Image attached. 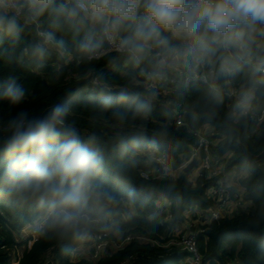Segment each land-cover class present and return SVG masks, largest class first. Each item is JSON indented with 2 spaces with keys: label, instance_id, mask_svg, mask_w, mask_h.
I'll use <instances>...</instances> for the list:
<instances>
[{
  "label": "clouds",
  "instance_id": "9594fccd",
  "mask_svg": "<svg viewBox=\"0 0 264 264\" xmlns=\"http://www.w3.org/2000/svg\"><path fill=\"white\" fill-rule=\"evenodd\" d=\"M41 17H47L51 30L39 31L17 57L23 34ZM57 32L70 37L71 47ZM5 41L8 48L0 55L10 62L19 58L42 65L57 56L56 78L67 62L91 63L106 48L117 53L110 64L123 57L134 67L146 65L151 81H165L178 67L190 75L206 68L214 80L243 74L232 118L243 121L264 107V0H0V44ZM95 75L98 87L89 98L100 113H111L113 139L125 152L139 148L146 137H124L123 129L133 116L151 113L155 88L143 96L128 87L112 91L102 72ZM26 95L16 77L0 79V102L9 111L6 119L0 117V199L27 213L24 220L37 237L87 241L116 210L126 206L131 212L137 192L130 188L122 197L112 190L102 137L95 132L82 136L69 119V102L12 114ZM223 102L217 88L202 91L196 101L209 119ZM252 170L242 163L241 172Z\"/></svg>",
  "mask_w": 264,
  "mask_h": 264
},
{
  "label": "trees",
  "instance_id": "16d2710c",
  "mask_svg": "<svg viewBox=\"0 0 264 264\" xmlns=\"http://www.w3.org/2000/svg\"><path fill=\"white\" fill-rule=\"evenodd\" d=\"M44 30H51L47 17H41L36 25L25 31L16 56L37 39L39 31ZM56 36L68 41L71 47L70 37L59 32ZM7 48V41L0 44V50ZM114 56H117L116 52L91 63L69 61L64 64L63 74L56 78L55 69L61 61L55 55L42 65L30 64L26 59L19 58L10 62L0 55V79L14 76L27 92L19 108L12 109L11 113L20 109L40 112L52 103L69 102L72 106L69 119L75 121L82 136L95 132L102 137V151L108 172L106 178L112 190L122 197L130 188L137 192L131 212L128 207H122L92 229V243H89L90 240L60 243L42 237L22 241V230L28 225L24 220L27 213L13 207L7 200L0 199V264H122L127 260L128 264H185V253L180 256L166 255L167 249L152 242L133 241L122 249L111 248L113 243L133 233L162 244L167 243L172 225L185 219L188 211L209 213L216 206L217 202L209 196L207 186L202 185L201 180L194 183L185 171L168 179H146L142 176L143 171L155 167L148 154L151 150L166 151L170 166L176 170L190 158V149L196 137L187 126L176 125L174 104L178 101L187 109L185 120L191 128L200 129L205 125L215 128L218 133L214 136L215 155L225 169L234 174L235 180L244 189L248 203L236 215L207 223V230L197 240L204 264H264V157L254 161L244 151L246 148L253 155L264 152V107L257 111L258 122L248 117L237 122L232 118L234 104L219 90L223 96V106L218 115L209 119L206 109L197 105L196 101L202 91L211 87L200 83L188 87L180 85L177 93L166 99L155 96L151 113L146 117H132L122 135L140 134L146 140L139 148L133 147L125 152L120 147V141L113 139L116 122L112 120L111 113H100L89 94L98 87L95 74L102 72L105 77L103 82L112 91L128 87L143 96L147 90L139 80L145 73L146 65L134 67L123 57L110 64L109 58ZM129 73L134 74V79H129ZM225 81L219 80L218 84L224 86ZM235 83L242 86L243 74L235 79ZM8 114V105L0 102V117L6 119ZM244 162L252 165L251 172H241ZM159 202L170 207L174 215L172 224L162 226L157 216H154ZM111 224L121 233L120 239L111 235L110 247L97 260H90L84 255L77 256L79 248L85 245L93 247L99 228ZM65 246L70 247V251H63ZM20 248H24L21 255Z\"/></svg>",
  "mask_w": 264,
  "mask_h": 264
},
{
  "label": "built area",
  "instance_id": "2783aa9c",
  "mask_svg": "<svg viewBox=\"0 0 264 264\" xmlns=\"http://www.w3.org/2000/svg\"><path fill=\"white\" fill-rule=\"evenodd\" d=\"M112 52H115V50L105 49V55ZM260 74L264 75V72ZM140 78L141 80H139V83L142 84L146 90L154 87L157 92L156 96L162 99H166L169 95L176 94L180 85L188 87L194 83H200L208 85L211 88H217L227 96L231 103L235 104L237 93L240 89V86L235 83V80H226L224 86L219 85V80L212 79L208 70L203 67L191 75L183 67H178L169 74V77L165 81H151L145 73L142 74ZM95 82H98L97 78ZM258 102L259 98L254 103ZM174 105L176 108L174 113L176 125L187 126L188 130L196 137V142L190 149V158L176 170L170 166L169 156L166 151L159 149L151 150L148 154L155 163V167L153 170L143 171L142 176L146 179H168L176 177L180 171H184V169L196 159L197 164L195 167L200 168L201 171L193 181L197 183V181L201 180L202 185L207 186L209 196L217 202L216 206L212 208L209 213H203L198 210L188 211L185 219L178 222L175 226L172 225L167 243L162 244L142 234L133 233L116 243V247L122 249L133 241L152 242L159 247L161 246L167 249L166 255L176 254L180 256L182 253H185V264H204V257L198 249L197 240L198 237L207 230V223L220 220L229 215H236V213H238L241 208H245L248 203L245 198L244 189L239 186L238 182L235 180L234 174L226 170L215 155L214 149L216 142L214 136L218 134L215 128L208 125L200 129L191 128L185 120L187 109L184 108L182 102L178 101ZM248 118L258 122L257 111ZM263 118L264 113L262 115V119ZM262 119L259 120L261 121ZM154 216H157L162 226L168 223L172 224L174 219L170 207L161 202L157 204ZM22 233V241L31 237L35 239L39 238L31 233L29 225L23 228ZM110 236L111 234L108 232L107 226L99 228L90 252V260H97L103 252L107 251L112 243ZM128 263L129 260L122 264Z\"/></svg>",
  "mask_w": 264,
  "mask_h": 264
},
{
  "label": "rangeland",
  "instance_id": "374dc122",
  "mask_svg": "<svg viewBox=\"0 0 264 264\" xmlns=\"http://www.w3.org/2000/svg\"><path fill=\"white\" fill-rule=\"evenodd\" d=\"M200 171H201V169H200V168H197V167H195L194 169H192V171H190V172L188 173L190 179H191L192 181H193L194 179H196V177H197V175L199 174ZM108 232H110L111 235H114L117 239H120V237H121V233H120L116 228H114V227L112 226V224L109 225V227H108ZM22 235H23V233H22ZM22 235H21V240H22ZM90 239H91V238H90ZM89 243H91V241H89ZM111 246H112L111 248H115V247H116V244L113 243ZM86 247H87V246L85 245V246H84L85 249H82V251H77V252H78L77 254H79V257H81V256L84 255V256L90 258L91 246H88V247H87L88 251H85V250H86ZM23 250H24V248H20V249H19V254H20V255L22 254ZM81 253H82V254H81ZM77 256H78V255H77Z\"/></svg>",
  "mask_w": 264,
  "mask_h": 264
},
{
  "label": "water",
  "instance_id": "95a60500",
  "mask_svg": "<svg viewBox=\"0 0 264 264\" xmlns=\"http://www.w3.org/2000/svg\"><path fill=\"white\" fill-rule=\"evenodd\" d=\"M244 151H245V155L251 159V160H254V161H260L263 157H264V152L259 154V155H253L251 154L250 152H248V150L246 148H244ZM197 164V160L194 159L185 169L184 171L186 173H189L190 171H192V169L195 167V165Z\"/></svg>",
  "mask_w": 264,
  "mask_h": 264
},
{
  "label": "crops",
  "instance_id": "0c3cea01",
  "mask_svg": "<svg viewBox=\"0 0 264 264\" xmlns=\"http://www.w3.org/2000/svg\"><path fill=\"white\" fill-rule=\"evenodd\" d=\"M89 240H90V239H89ZM90 241H91V243H92L93 240H90ZM88 246H91V245H88ZM88 246H87V247H88ZM87 247H86V250H85V251H88ZM82 249H85L84 246L81 247V248H79L77 251H82ZM91 249H92V246H91ZM77 253H78V252H77ZM81 254H82V253H81ZM77 255L79 256V254H77Z\"/></svg>",
  "mask_w": 264,
  "mask_h": 264
}]
</instances>
